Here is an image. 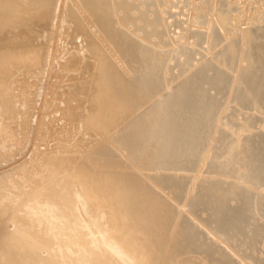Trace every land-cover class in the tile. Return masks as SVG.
<instances>
[{"label":"bare ground","instance_id":"1","mask_svg":"<svg viewBox=\"0 0 264 264\" xmlns=\"http://www.w3.org/2000/svg\"><path fill=\"white\" fill-rule=\"evenodd\" d=\"M18 16L49 38L42 58L43 41L12 28ZM70 20L81 75L96 67L91 122L109 133L72 167L73 154L27 159L31 79L49 74L52 39ZM134 99L151 100L144 115L165 127L156 167L192 178L147 177L130 162ZM262 109L264 0H0V264H264V117L248 112ZM206 168L215 182L200 177ZM200 179L212 190L199 204Z\"/></svg>","mask_w":264,"mask_h":264},{"label":"rangeland","instance_id":"2","mask_svg":"<svg viewBox=\"0 0 264 264\" xmlns=\"http://www.w3.org/2000/svg\"><path fill=\"white\" fill-rule=\"evenodd\" d=\"M22 16H24V14ZM22 16H18V18L19 19L24 18L25 21L17 20L19 24L16 25V26H19L20 28L19 29L18 27H12V28L17 29V31L15 30V32H18L20 29L27 32V38L31 37L32 39L33 37V41L31 42H35L34 38L36 39V42L39 39H41L43 43L40 46H37V48H39L38 50L39 52H41V58H42V56H44L43 53L47 51L45 49H48V47L50 46V42L48 41L49 38H47L46 40H44L43 38H40L41 37L40 31L42 30L41 32H43V29H41L42 26H40L41 28L39 31L38 22L32 20L33 15L32 17L25 16L23 18H20ZM29 17L32 19L30 21L26 20L27 18L30 19ZM25 22H27L26 23L27 25L25 24ZM20 23H24L26 25L25 26L26 28L28 26L27 28L28 30L25 29V27H22L23 25H21ZM32 24H34L33 27L34 26L36 27L32 28V26H30ZM127 28L128 27L126 26L124 27V29H127ZM75 29H77V25H74L73 22H71L70 20L67 28L65 29L66 34L64 35L57 34L52 39L51 50L53 51V56L58 57V60L54 62L53 64H51L49 74L46 75L45 77L46 81L44 80V75H42L43 71H39L41 69L38 70L41 73H38V75L37 73L36 74L34 73L31 79L30 87H31V92L33 93V103H32L33 112L31 115H29V117L30 116L32 117V115L34 114L33 119H31L30 117V120L32 124L35 125V127L33 131L34 133L32 132L33 136H32L31 143H30L31 144L30 148L32 147V153L30 154V156L32 155V157L28 155L29 156L27 157L28 160L29 158L37 160L39 158H42L43 155H47L49 157L51 155V157H53V154L54 155H57V154L65 155V156L70 155L69 157H72V158L74 155L75 159L78 156L79 157L83 156V158L81 159L79 157L77 158L79 160H82V159H86L89 153H91V151L95 149L96 146H98L95 143V141L96 142L98 141L99 143H101L99 139H102L103 143H107L106 138L109 136V133H107V130L104 127L105 124L107 127V123L101 121L100 123L102 125L101 124L95 125L96 123L92 124V122L94 121L91 122V118L93 116L91 114L93 103L91 102L90 100L91 98H89V96L95 95L93 93L97 89L95 85V80H94L95 78L93 79L94 76H92V71H93L92 67H95V66H93L92 64L84 65L83 67L85 70L82 73L83 75H81L82 70L78 68V66L76 65L77 63L75 64V60H77V57H78V52H77L78 50L75 48L76 46L75 44L76 30ZM94 30H95L96 38L99 41V35H98L99 32L98 30H96V28H94ZM28 31H30V33ZM89 31H90L89 29L85 30V36H87V33ZM95 34L93 36H95ZM146 40L147 39L144 38V41ZM34 44L35 43H33V45ZM33 53L35 54V52ZM33 53L31 54V56L35 57L36 55H34ZM254 53L256 54V50L254 51ZM39 68H41V66ZM175 70H173V72ZM102 71L103 72L105 71L104 68H102ZM84 77L87 80V84L84 83ZM41 78L43 79L41 80ZM258 80H260V77L255 78V80H252V81L258 82ZM85 88L87 89V91L84 90ZM79 90L81 91L84 90L83 94H81L80 93L81 91ZM242 92L245 93V91H242ZM85 93L87 96H85ZM76 94H80V95H76ZM72 97H74L75 100L72 99ZM78 99L80 101H78ZM72 101L74 102L72 103ZM98 103H97L98 105L97 107L101 109L102 105L100 106V103L99 104ZM126 104H127L126 105V115H125L126 122H129L131 126H132V123L136 124L137 128L134 130L141 135V137L137 136L138 143L136 142V147L138 148L139 151L138 153L134 155L132 159H130V162L134 161L136 165L137 164L142 165L144 167L143 173L147 177H149L150 174L158 175V173L161 174V172H166V173L169 172V173L178 174L180 176L187 175L188 177L192 178L191 176L197 173V172H194L195 170H189V171L187 170L185 171L167 170L165 171V170H160L158 169V167H156L155 163L161 162V157L158 154L162 148V145H160L159 143L158 136H160L161 132L164 131L165 127L163 125V121H161L160 118H155V113L153 111H150V113H148L146 116L144 115L146 108L152 104L151 100L140 101L138 99H134L132 101L128 100ZM78 105L81 108L78 107ZM231 105L232 106L229 108V110L233 109L234 112L236 111L237 108L242 109L243 111H247L243 109L241 104L237 105L236 101H233ZM100 109H97L95 111L99 110L101 112L98 111V113H100V115L102 113L103 115L102 111L104 109L103 108L101 110ZM68 110L73 111V113L71 112L70 114V111ZM248 112L252 113L253 115L257 114L258 116L260 115L261 117H264V109H262V111L259 113H257L254 110H250V111L248 110ZM233 123L236 124L237 121L234 120ZM257 124H258V127L262 125L261 132L259 133L258 137L263 138L264 137V121L258 120ZM131 129L133 128H130V130ZM107 134L108 136L105 137ZM157 147L159 148L157 149ZM27 152L28 151H26L23 154L25 155ZM156 152H157V155L153 156V154ZM21 157L22 156H20V158ZM79 160L74 161V158H73L71 160V162H73V165H71V167L74 165H77L76 162H78ZM182 161L185 162V160H182ZM227 170L229 171V173L235 174L233 171L229 169ZM129 171H134V170L130 168ZM199 174L201 175L200 177L203 178V180L206 178L208 181L212 183L217 180L215 178L217 177V175L211 172L210 168L204 169V172L202 174L201 173ZM201 182H202V179L195 181V184L197 183L196 185L197 189L195 191L194 197L198 203H199L200 195L208 198L209 192L212 190L211 188L209 189L205 188V191L201 192L199 189V187L201 186L200 185ZM189 184H191V182ZM197 192H199L200 194H198Z\"/></svg>","mask_w":264,"mask_h":264}]
</instances>
